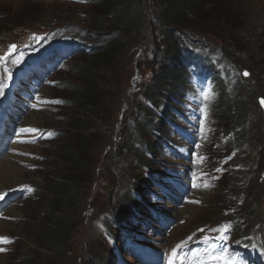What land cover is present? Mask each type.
<instances>
[{
  "label": "rangeland",
  "instance_id": "rangeland-1",
  "mask_svg": "<svg viewBox=\"0 0 264 264\" xmlns=\"http://www.w3.org/2000/svg\"><path fill=\"white\" fill-rule=\"evenodd\" d=\"M155 1L142 33L99 36L109 27L99 4L0 0V264H251L259 250L264 264V246L250 255L231 244L264 240V0L206 7L219 20L202 25L201 45L230 75V115L208 82L164 112L148 105L170 66ZM114 40L124 46L114 60L81 50ZM160 120L172 131L156 141L147 128ZM148 139L155 155L143 157ZM257 214L262 224L250 222Z\"/></svg>",
  "mask_w": 264,
  "mask_h": 264
},
{
  "label": "trees",
  "instance_id": "trees-1",
  "mask_svg": "<svg viewBox=\"0 0 264 264\" xmlns=\"http://www.w3.org/2000/svg\"><path fill=\"white\" fill-rule=\"evenodd\" d=\"M146 1L149 0H96L95 4H99L98 9H100V11L98 10V14L103 16L104 22L109 24L108 29L105 31L102 27L99 28V36L109 35L113 30H128L130 33L134 34L142 33L147 24ZM155 2V5H157V18L152 22V26L156 28L159 26V28H161L166 43L167 59L170 66L166 65V67L162 68L160 74L161 78L153 84L147 98L150 103H154L155 105L161 103L167 105L169 103H174L172 101L173 97L177 101L181 99L183 88L188 82L189 65L194 60V55L188 49L189 46L194 45L195 47H200V43L203 42L201 35H207L202 25L218 22L219 14L210 13L211 11L206 9L209 0H156ZM224 9L225 8L222 10ZM93 48H95V50L89 53L88 56H85L87 57L86 59L92 63L102 58L114 60L124 50V46L119 43V41L115 40L104 46L100 53H97L99 50L97 46ZM200 60L201 58H197V61ZM211 69L215 71L213 67H211ZM226 87L227 86L223 84L220 79L218 89L222 94L218 113L230 115L233 99L227 92ZM78 90H82V97L84 95L86 97V94L89 92L86 87L78 88ZM85 97H83L82 100H88V98ZM149 127L147 129L152 136L156 131L160 136L163 135L162 133H166V131L163 132V127L170 129L167 122L163 120H160L157 125L151 127L152 129ZM168 131L169 130H167V132ZM156 138L160 137L156 136ZM156 141L146 140L145 152L142 153L143 157L146 153L150 157L155 155ZM159 155L160 157L162 156L161 150ZM138 165L141 168L144 165L147 168H151L149 164L143 161H138ZM138 183H141V181ZM140 186L139 190L136 191L139 194L144 191L143 185L141 184ZM130 197L133 198L132 196ZM130 205L133 208L140 207V203H133ZM125 218V216H120L115 219V221L111 220L110 222L115 223L118 221L121 224L124 223ZM250 222L262 224L261 216L259 214L253 216ZM54 240L59 243L61 238ZM104 263L110 264L108 262Z\"/></svg>",
  "mask_w": 264,
  "mask_h": 264
},
{
  "label": "snow or ice",
  "instance_id": "snow-or-ice-1",
  "mask_svg": "<svg viewBox=\"0 0 264 264\" xmlns=\"http://www.w3.org/2000/svg\"><path fill=\"white\" fill-rule=\"evenodd\" d=\"M81 2H84V0H81ZM13 47H15V46H13ZM244 75L245 76H247L248 75V73L247 72H244ZM202 95H204L205 96V98L207 97V93H206V91H204V90H202ZM261 103L262 104H264V100H262L261 101ZM21 131H24L23 129L21 130ZM213 231H217V232H219L220 231V229H214ZM225 231H226V229H225ZM221 238H223V237H221ZM189 239H191V238H189ZM207 240H208V238L207 237H205V242H207ZM183 243L184 242H181V244L180 245H177L176 246V248L175 249H173V256H176V255H178V253H177V249H180V248H182V246H183ZM226 252V250H222V253L221 254H219V255H222L223 253H225ZM170 264H172V261H170ZM226 264H227V262H226Z\"/></svg>",
  "mask_w": 264,
  "mask_h": 264
},
{
  "label": "water",
  "instance_id": "water-1",
  "mask_svg": "<svg viewBox=\"0 0 264 264\" xmlns=\"http://www.w3.org/2000/svg\"><path fill=\"white\" fill-rule=\"evenodd\" d=\"M249 74L247 76H245L246 78H248ZM259 99V103L261 105V107L263 108V113H264V104L261 103L262 100H264L263 98H258Z\"/></svg>",
  "mask_w": 264,
  "mask_h": 264
},
{
  "label": "bare ground",
  "instance_id": "bare-ground-1",
  "mask_svg": "<svg viewBox=\"0 0 264 264\" xmlns=\"http://www.w3.org/2000/svg\"><path fill=\"white\" fill-rule=\"evenodd\" d=\"M3 163H4V162H2V164H3ZM5 163H7V161H5ZM14 169H15V168H14ZM11 171H12V169H11ZM0 172H1V171H0ZM16 172H17V171H16ZM141 194H142V193H141ZM2 199H3V197H0V201H1ZM0 203H1V202H0ZM2 210H3V209H2ZM8 211H9V212H13L14 210H11V209H10V210H8ZM8 211H7V212H8ZM7 212H6V213H7ZM6 213H5V214H6Z\"/></svg>",
  "mask_w": 264,
  "mask_h": 264
}]
</instances>
